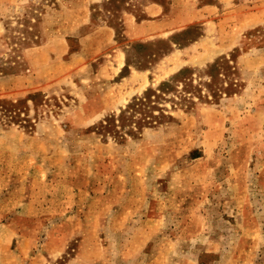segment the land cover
<instances>
[{
    "label": "rangeland",
    "instance_id": "obj_1",
    "mask_svg": "<svg viewBox=\"0 0 264 264\" xmlns=\"http://www.w3.org/2000/svg\"><path fill=\"white\" fill-rule=\"evenodd\" d=\"M152 1L170 13V0H0V264H264V22L208 64L157 63L166 34L122 35L125 11ZM100 27L114 34L98 52ZM164 81L161 122L103 130Z\"/></svg>",
    "mask_w": 264,
    "mask_h": 264
},
{
    "label": "crops",
    "instance_id": "obj_2",
    "mask_svg": "<svg viewBox=\"0 0 264 264\" xmlns=\"http://www.w3.org/2000/svg\"><path fill=\"white\" fill-rule=\"evenodd\" d=\"M231 2H234V0H212L207 3H204L202 0H170L167 6L170 8V13L167 14L164 4L152 1L144 6L142 10L144 14L143 17L138 18L133 12L125 11L121 18L123 24L122 35H124L129 42L132 41L133 45L134 43H138L134 41H141L149 39L150 37L153 38L166 34L168 36L166 39L159 38L155 41L156 43L158 41H167L170 44L169 51L159 56L157 58V63H161L166 59L169 60V58L176 53H179L182 55L180 59L181 65H179V67L185 64L194 66L208 64V62L212 61L217 56L238 45L245 31L264 22L263 12L256 13V11L242 10L245 5L241 0H239L238 4L232 3L236 12L231 13V11L225 9L229 7ZM188 4L192 5L193 8L195 7L196 14L191 13L187 16L181 13L179 15V8L185 6L188 9ZM171 21H184V25L178 27L173 26L167 30L166 25ZM196 23L200 25L198 32H196L197 34L189 36L191 34V28L197 27L193 26L196 25ZM98 31L104 34L101 38H99V36L96 38V42H94L92 47H98L93 49L101 52L105 50L107 44L108 47L112 45L111 41L114 31L111 27H106L105 29L100 27ZM184 35L189 36L186 41L183 43L178 42V39ZM89 36L91 37L90 39L94 40L95 37H93V33H90ZM84 42L82 38L80 42V51L83 50L82 43ZM106 42L107 44L101 46V43L103 44ZM156 43L154 44L157 47L156 51H159L162 46ZM80 51L75 52L79 53ZM115 51L116 54L114 56L117 57L115 62L116 66L117 64L121 67L126 65L127 59L124 56V51ZM209 55L211 57H208ZM243 57L244 56L239 55L236 64H239ZM144 70H136V72L142 73Z\"/></svg>",
    "mask_w": 264,
    "mask_h": 264
},
{
    "label": "trees",
    "instance_id": "obj_3",
    "mask_svg": "<svg viewBox=\"0 0 264 264\" xmlns=\"http://www.w3.org/2000/svg\"><path fill=\"white\" fill-rule=\"evenodd\" d=\"M138 43H140V42H138ZM150 43H148V44H150ZM156 44H160L162 47L159 51H157V54H154L155 56H158V57L162 56L163 54L167 53L170 49V44L167 41H158ZM135 46L146 47L145 44H143V43L135 44ZM185 69L186 68L181 69L176 75L172 76V79H175L177 76H180L181 74H183V70H185ZM172 79H170V81ZM170 81L161 82L159 84L158 88L149 89L143 94V96L135 97L128 104L126 109L121 110V112L118 116H111L110 118L105 119L103 122H101V123H105V124H101V127L103 128V130L114 126L115 120L117 122H122L123 124L126 123L127 121L133 120L132 123H136L135 126L136 127L138 126L137 127L138 129H140L143 125L148 126L152 122H161L159 120L163 117L162 108L157 109L159 112L158 115H154L153 111L157 108V106H155L156 101H158V99L162 98V94L165 95L168 92H171L173 90V88H170L171 87L169 85ZM185 86L186 87L183 90L184 92H186V90H188V86L187 85H185ZM187 92L189 93V91H187ZM152 99H154V100H152ZM150 103L153 104V106H151ZM135 113H140L141 117L139 119L134 118ZM132 135H134V133H132Z\"/></svg>",
    "mask_w": 264,
    "mask_h": 264
},
{
    "label": "bare ground",
    "instance_id": "obj_4",
    "mask_svg": "<svg viewBox=\"0 0 264 264\" xmlns=\"http://www.w3.org/2000/svg\"><path fill=\"white\" fill-rule=\"evenodd\" d=\"M208 57H211L210 55Z\"/></svg>",
    "mask_w": 264,
    "mask_h": 264
}]
</instances>
